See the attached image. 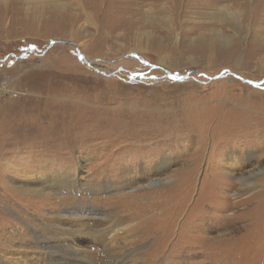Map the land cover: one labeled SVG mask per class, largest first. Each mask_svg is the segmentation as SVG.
Listing matches in <instances>:
<instances>
[{"label": "rangeland", "instance_id": "rangeland-1", "mask_svg": "<svg viewBox=\"0 0 264 264\" xmlns=\"http://www.w3.org/2000/svg\"><path fill=\"white\" fill-rule=\"evenodd\" d=\"M224 6L240 20L217 22ZM54 40L75 43L91 65L64 44L17 58ZM226 70L264 81V0H0V261L50 264L42 223L57 218L58 186L47 182L61 173L65 186L86 182L82 192L95 179L116 183L80 204L73 195L75 205L105 212L89 197L136 192L143 209L178 215L173 230L208 239L157 261L150 239L125 264H170L171 254L172 264H206L219 240L221 264H264V83L194 73ZM164 155L157 182L146 165ZM137 178L151 185L128 186Z\"/></svg>", "mask_w": 264, "mask_h": 264}, {"label": "bare ground", "instance_id": "bare-ground-1", "mask_svg": "<svg viewBox=\"0 0 264 264\" xmlns=\"http://www.w3.org/2000/svg\"><path fill=\"white\" fill-rule=\"evenodd\" d=\"M216 17L218 18L217 22H222L225 19H233L236 21L240 20V14L238 12L230 11L225 6L219 8V12L216 14ZM68 123L63 122L62 124L67 125ZM54 124H56V121ZM50 128L52 127L50 126ZM146 136H142V138ZM170 160L171 159L165 155L159 160H157L155 157H153L152 160L150 159V162L146 165V168L148 171H150V174L153 172L155 181H161V179L158 178V175L164 171L166 165H170ZM133 165H131L130 169L134 168ZM66 174L68 173L66 172ZM129 174L130 173H128V175ZM137 180L141 183L139 186L132 185L133 181H131V185L128 186H134V188L139 190L147 188L151 185V183H149L150 181H147L146 178H137ZM95 182L96 184H94V180H92L89 183H91L96 188V191L89 190L82 192V190H84L87 185L86 182L75 184L73 186H65L64 177L61 173L49 176V181L47 183H49L51 186H58L57 194L59 197L55 203L51 204V207H53L54 210L59 208L58 212L54 214L57 216V218H55V220H51L52 222L49 224L42 223V227H44L43 233L48 235L46 240L48 244L46 260L49 259L50 264H74V262L79 264L132 263L138 250H140L150 239L152 242L154 240V242L152 243L153 246H151L152 250L149 249L147 252L148 255L152 257L154 255L155 261H157V259H159L161 256L166 257V249L169 248V251H167L168 253L170 251L172 252L174 250L173 247L181 242L183 243L181 246L182 249H186L190 253L193 251L194 247L189 244V241L198 238L199 241L207 243L208 239L204 237V234L193 236L194 231L190 230L189 227L187 228L188 230L186 228H179L180 230L178 231L173 230L174 222L176 220L175 217L178 216L177 214H174L172 217H168V215L163 216L161 213L156 214V211L145 210L138 204H134L136 192L134 194H128L129 198L127 199L121 198L127 196L126 193H124L125 190H122L123 192L116 191L114 194L109 196L110 198H103L101 200H99L100 198L96 199L98 197L93 196L92 198L90 196V202H94V204H99L101 202L103 206L107 208L106 210L108 211L105 212H98L95 208H84L78 206L81 202L87 201V199L85 200L84 198L85 194H93L95 196L100 195V192L108 194L113 192L112 189L116 184L114 181L104 182L102 184V182L99 183V181H96V179ZM145 183H148V185H145ZM26 186L29 187L27 188ZM30 187L31 186L29 184L23 182L17 186V188L21 191H26ZM66 188L74 189L65 192L64 190ZM64 193L65 195H68L62 196ZM78 194L79 198L81 195L84 197H81V201L79 200L80 202H78L79 204L75 205L74 203L77 201L76 198H73V195ZM116 194H120L121 196H116ZM63 207H74V210L81 212V215H67L66 212L65 214H62L60 211H64ZM164 220H166V222L168 221L170 224L167 225V227H165V231L162 232L160 228L161 225L164 226L162 223ZM218 228L215 227V229ZM35 232L37 233L40 231L36 228ZM175 234H179V237L176 238ZM220 237L222 236L219 235L218 238ZM172 238H174V241L172 243V247H170L169 243L171 242L170 240H172ZM183 238H185V242L182 241ZM220 241L222 240H219L214 245L217 249L216 254H209L207 256V254L203 253L206 264H221L225 259L226 256L224 255V249L227 245L224 244L225 242L222 243ZM198 245V248H207V246H202L201 243L200 246ZM148 255H146V263L147 261L149 262L150 259L147 257ZM176 258L177 256L173 257L171 254L170 264L175 262L176 260L174 259ZM188 258L190 257H187V259L183 261L186 263ZM0 264L13 263L2 257Z\"/></svg>", "mask_w": 264, "mask_h": 264}, {"label": "water", "instance_id": "water-1", "mask_svg": "<svg viewBox=\"0 0 264 264\" xmlns=\"http://www.w3.org/2000/svg\"><path fill=\"white\" fill-rule=\"evenodd\" d=\"M56 44H64V45H68V46L73 47L78 52V55L83 59V61L87 65H91L90 61H88L85 58V56L83 55V53L80 51V49L78 48V46L75 43L68 42V41H62V40H59V41H56V40L51 41L49 43V46L47 47V49L43 53H36L34 51H30V52H28L26 54H23L21 56H18L17 58L18 59H25V58H28L30 55L42 56L47 50H49L52 46H54ZM194 73L197 74V75H199V76H204V77L208 78L210 81H213V80H216V79L225 78L228 75H233L236 78L240 79L241 81H243L245 83H248V84H250L252 86L260 87L264 83V81L262 83H256V82H253V81L244 80L240 76H238L237 74L231 72L230 70H226V71L222 72L220 75L215 76V77H210V76H207V75H203V74L199 73L198 71H194ZM167 75H168V78L169 79L174 80V81H183L184 79L187 78L186 76L184 77V76H179V75H176V74H172L168 70H167Z\"/></svg>", "mask_w": 264, "mask_h": 264}]
</instances>
